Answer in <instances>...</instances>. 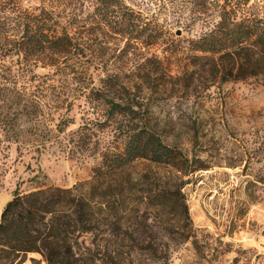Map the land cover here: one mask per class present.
Segmentation results:
<instances>
[{
    "label": "trees",
    "instance_id": "trees-1",
    "mask_svg": "<svg viewBox=\"0 0 264 264\" xmlns=\"http://www.w3.org/2000/svg\"><path fill=\"white\" fill-rule=\"evenodd\" d=\"M50 1L71 8L67 18L72 29L60 23L54 9L43 5L30 9L21 0H0V127L4 135L15 136L20 117L37 121L52 94L67 83H79L82 120L67 139L69 151L91 149L89 155L99 159L87 180L13 193L0 213V264H18L30 252L39 253L45 264H139L133 256L137 250L157 255L158 248L125 243L141 237L127 224L134 213L127 202L136 191L127 167L144 159L166 168L171 180H165L157 194L146 190L145 197L159 198L151 203L156 207H177L188 222L187 207L176 197L182 193L183 177L207 168V163L163 140L143 96L109 68L101 44L93 47L90 35L102 28L123 39L121 48L109 54L115 60L112 64H118L129 62L130 53L143 55L140 44L152 48L163 30L156 22L144 21L123 0ZM199 2L203 11H215L217 19L190 41L189 69L183 72L186 77L182 75L186 83L194 81L195 74L204 87L216 82L219 73L221 82L264 74V16H242L239 5L229 0ZM147 60L157 64L163 59L153 52L144 56ZM205 65L209 68L203 69ZM37 67L47 70L40 74ZM98 70L103 73L93 85ZM65 119V124L71 122ZM106 129L110 140L100 144L96 130ZM183 227L189 230L188 223Z\"/></svg>",
    "mask_w": 264,
    "mask_h": 264
},
{
    "label": "rangeland",
    "instance_id": "rangeland-1",
    "mask_svg": "<svg viewBox=\"0 0 264 264\" xmlns=\"http://www.w3.org/2000/svg\"><path fill=\"white\" fill-rule=\"evenodd\" d=\"M21 1L30 9L43 5L58 11L60 23L72 29L69 6L50 0ZM123 1L144 21L156 22L163 30L157 42L152 48L140 44L143 55L132 57L130 53L129 62L118 64H112L115 60L109 54L121 48L122 38L96 28L90 35L93 47L101 44L100 51L111 62L109 68L143 96L163 140L207 163V168L183 177L182 193L176 197L177 203L187 207L188 222L177 207H156L151 203L159 198L151 201L145 197L148 189L151 195L159 192L172 177L169 171L144 159L131 163L127 174L136 191L127 202L134 212L127 224L141 237L125 243L158 248L157 255L137 250L133 256L139 264H264V74L221 82L219 73L208 87L195 74L194 81L186 83L182 75L186 77L183 72L189 69L190 41L217 19L215 11H203L199 0ZM229 1L239 5L242 16H264V0ZM153 52L163 60L144 62V56ZM223 64L227 66L225 60ZM206 66L203 69L209 68ZM46 70L35 69L40 74ZM200 72L203 76L205 70ZM102 73L95 71L93 85H98ZM80 88L72 82L58 89L47 99L37 121L17 120L18 133L11 138L0 127V211L16 190L26 193L49 185L68 187L90 178L98 155H89L91 149L70 152L67 140L82 120ZM65 117L71 122L65 124ZM95 134L100 144L111 137L110 129ZM187 223L189 230L183 227ZM36 263L45 264L37 252L18 261Z\"/></svg>",
    "mask_w": 264,
    "mask_h": 264
},
{
    "label": "crops",
    "instance_id": "crops-1",
    "mask_svg": "<svg viewBox=\"0 0 264 264\" xmlns=\"http://www.w3.org/2000/svg\"><path fill=\"white\" fill-rule=\"evenodd\" d=\"M2 208V207H1ZM0 213H1V211H0Z\"/></svg>",
    "mask_w": 264,
    "mask_h": 264
},
{
    "label": "water",
    "instance_id": "water-1",
    "mask_svg": "<svg viewBox=\"0 0 264 264\" xmlns=\"http://www.w3.org/2000/svg\"><path fill=\"white\" fill-rule=\"evenodd\" d=\"M177 33H179V32H177Z\"/></svg>",
    "mask_w": 264,
    "mask_h": 264
}]
</instances>
